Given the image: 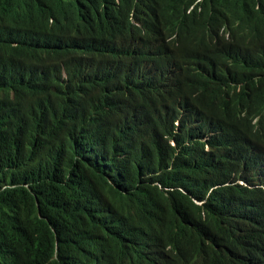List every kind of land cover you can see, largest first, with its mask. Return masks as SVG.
<instances>
[{"label": "trees", "instance_id": "trees-1", "mask_svg": "<svg viewBox=\"0 0 264 264\" xmlns=\"http://www.w3.org/2000/svg\"><path fill=\"white\" fill-rule=\"evenodd\" d=\"M0 264H264V0H0Z\"/></svg>", "mask_w": 264, "mask_h": 264}, {"label": "clouds", "instance_id": "clouds-1", "mask_svg": "<svg viewBox=\"0 0 264 264\" xmlns=\"http://www.w3.org/2000/svg\"><path fill=\"white\" fill-rule=\"evenodd\" d=\"M225 38L228 40V39H229L228 35L225 36ZM193 58L197 60V59L199 58V53L194 54ZM189 59H190V58H189ZM242 184H243V183H242Z\"/></svg>", "mask_w": 264, "mask_h": 264}, {"label": "bare ground", "instance_id": "bare-ground-1", "mask_svg": "<svg viewBox=\"0 0 264 264\" xmlns=\"http://www.w3.org/2000/svg\"><path fill=\"white\" fill-rule=\"evenodd\" d=\"M67 26V25H66ZM76 50V49H75ZM80 51V50H79ZM178 74H180V73H178ZM177 78H179L178 76H177ZM173 82H175V81H173Z\"/></svg>", "mask_w": 264, "mask_h": 264}]
</instances>
